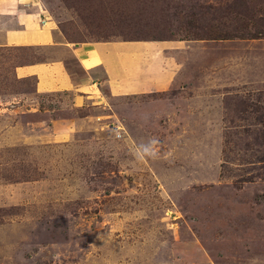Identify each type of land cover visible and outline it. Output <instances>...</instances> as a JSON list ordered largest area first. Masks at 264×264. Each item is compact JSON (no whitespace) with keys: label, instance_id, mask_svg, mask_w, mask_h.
I'll use <instances>...</instances> for the list:
<instances>
[{"label":"rangeland","instance_id":"374dc122","mask_svg":"<svg viewBox=\"0 0 264 264\" xmlns=\"http://www.w3.org/2000/svg\"><path fill=\"white\" fill-rule=\"evenodd\" d=\"M36 1L70 43L169 42L181 75L103 109L0 48V264H188L194 241L264 264V0Z\"/></svg>","mask_w":264,"mask_h":264},{"label":"crops","instance_id":"0c3cea01","mask_svg":"<svg viewBox=\"0 0 264 264\" xmlns=\"http://www.w3.org/2000/svg\"><path fill=\"white\" fill-rule=\"evenodd\" d=\"M170 46L167 41L70 43L56 31L38 1L0 0V48L36 47L46 54L39 61L13 67L16 79L34 80L35 93L75 91L83 102L104 109L105 99L111 97L128 100L165 91L181 75L167 55ZM185 250L187 257L191 255L188 264H215L195 241Z\"/></svg>","mask_w":264,"mask_h":264},{"label":"clouds","instance_id":"9594fccd","mask_svg":"<svg viewBox=\"0 0 264 264\" xmlns=\"http://www.w3.org/2000/svg\"><path fill=\"white\" fill-rule=\"evenodd\" d=\"M144 155H151V154H149V153H144Z\"/></svg>","mask_w":264,"mask_h":264}]
</instances>
